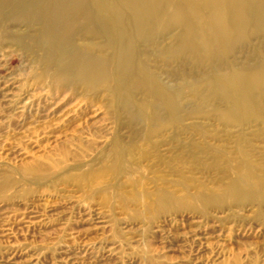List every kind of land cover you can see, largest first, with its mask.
<instances>
[{
    "label": "rangeland",
    "instance_id": "1",
    "mask_svg": "<svg viewBox=\"0 0 264 264\" xmlns=\"http://www.w3.org/2000/svg\"><path fill=\"white\" fill-rule=\"evenodd\" d=\"M32 1L0 10V264H264V0H221L218 24L163 0L192 28L130 44L132 89L100 35L9 21ZM73 50L109 60L107 87Z\"/></svg>",
    "mask_w": 264,
    "mask_h": 264
},
{
    "label": "bare ground",
    "instance_id": "2",
    "mask_svg": "<svg viewBox=\"0 0 264 264\" xmlns=\"http://www.w3.org/2000/svg\"><path fill=\"white\" fill-rule=\"evenodd\" d=\"M6 1L0 0V10H2ZM110 1L113 3V8L109 15L104 13V16L98 15L93 8H88L90 6L86 4L85 0H34L29 4L13 7L7 18L17 24H36L40 29V33L45 35L47 39H52L57 30L67 32L72 27L84 32L89 37L100 35L103 40L102 46L104 50L111 52L117 46L115 51L117 59L115 71L119 74L125 88H137L138 86L132 81L131 76L125 72V61L128 51H130V44L148 42L149 38L156 35L155 33L159 31L157 28L158 21L164 18L166 19L163 20L166 23L164 29H169L171 26H176L180 23L183 27L191 30V25H183L180 21L182 14H185V19L191 18V14L184 11V13H174L172 17L168 16L167 18L166 16L170 12H167L169 8L163 0H156L160 3L158 9H153L151 6V2L154 0ZM193 5H197V7L206 12H213L214 22L217 24L221 22L224 14L230 13L223 11L224 6L221 0H196L193 1ZM231 5H233L230 6L233 9L232 11L237 10L235 0L231 1ZM246 7L252 19L256 16L262 17L264 8L259 3H248ZM75 8H77L76 12L74 11ZM73 14L76 15L72 17ZM161 14L165 15L162 16ZM226 23V27L234 25L231 18ZM111 25L115 27H111ZM114 29L117 39L114 37ZM68 45V42L63 43L65 48ZM72 55L80 60L77 69L83 73L82 82L96 84L99 87H107L111 80L108 74L109 60L101 59L91 54L81 55L76 50H73ZM251 78L260 82L263 77L260 78V70H255L252 71Z\"/></svg>",
    "mask_w": 264,
    "mask_h": 264
}]
</instances>
